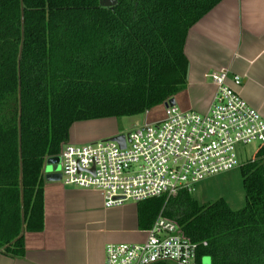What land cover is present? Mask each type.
<instances>
[{
  "label": "trees",
  "instance_id": "1",
  "mask_svg": "<svg viewBox=\"0 0 264 264\" xmlns=\"http://www.w3.org/2000/svg\"><path fill=\"white\" fill-rule=\"evenodd\" d=\"M219 1L0 0V252L21 257L24 232L42 231L44 161L73 122L143 114L185 88V35ZM239 173L241 208L178 191L136 202L139 228L160 211L210 264H264V144Z\"/></svg>",
  "mask_w": 264,
  "mask_h": 264
},
{
  "label": "built area",
  "instance_id": "2",
  "mask_svg": "<svg viewBox=\"0 0 264 264\" xmlns=\"http://www.w3.org/2000/svg\"><path fill=\"white\" fill-rule=\"evenodd\" d=\"M214 86L204 112L163 107V116L122 134L120 147L108 138L62 144L58 157L59 181L98 192L103 207L138 202L178 191H189L204 178L239 166L235 146L264 144V116L240 97L238 75L225 68L205 73ZM230 79L231 85L226 83ZM147 111L143 113L146 115ZM141 243H108L103 264H200L204 241L191 242L176 223L158 212L142 229Z\"/></svg>",
  "mask_w": 264,
  "mask_h": 264
},
{
  "label": "crops",
  "instance_id": "3",
  "mask_svg": "<svg viewBox=\"0 0 264 264\" xmlns=\"http://www.w3.org/2000/svg\"><path fill=\"white\" fill-rule=\"evenodd\" d=\"M183 54L187 60L186 84L173 96L178 109L206 111L214 86L204 75L225 68L229 76L240 77L236 90L243 101L264 116V0H220L189 27ZM226 83L232 86L229 77ZM161 106L156 113L160 118ZM87 126L73 122L67 142L102 137L84 133ZM112 129L105 138L117 134ZM44 173L43 168V229L24 232L23 256L0 252V264H103L106 244L144 240L137 223V203L124 201L104 208L98 192L44 180Z\"/></svg>",
  "mask_w": 264,
  "mask_h": 264
},
{
  "label": "rangeland",
  "instance_id": "4",
  "mask_svg": "<svg viewBox=\"0 0 264 264\" xmlns=\"http://www.w3.org/2000/svg\"><path fill=\"white\" fill-rule=\"evenodd\" d=\"M114 0H100L101 4H111ZM155 107L148 111L147 115L142 113L131 117H122L119 119L115 118H101L82 120L79 123H87V128L83 131L84 133L92 134L96 139L105 138L104 136L109 132V128L112 127L113 131L117 134H124L129 130L136 128L145 123L160 118ZM85 134V135H87ZM257 142H250L247 144H237L235 146V153L239 162L247 161L253 157L255 151L258 148ZM190 197H192L198 204H210L218 199H223L230 209L236 210L243 206L244 196L241 188V176L239 173V166H235L232 169L211 175L200 182L194 184L192 189L189 191ZM200 264H210L209 257L204 256L201 258Z\"/></svg>",
  "mask_w": 264,
  "mask_h": 264
},
{
  "label": "water",
  "instance_id": "5",
  "mask_svg": "<svg viewBox=\"0 0 264 264\" xmlns=\"http://www.w3.org/2000/svg\"><path fill=\"white\" fill-rule=\"evenodd\" d=\"M163 107L174 105L173 98H169L162 103ZM116 142L120 147L124 145V137L122 134H116L108 138ZM44 180H59L60 173L58 172V157H48L44 161Z\"/></svg>",
  "mask_w": 264,
  "mask_h": 264
}]
</instances>
